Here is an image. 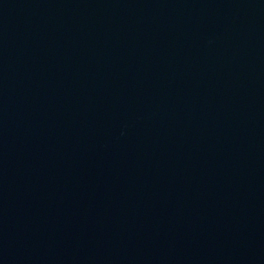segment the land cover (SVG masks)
Instances as JSON below:
<instances>
[{
  "label": "water",
  "instance_id": "1",
  "mask_svg": "<svg viewBox=\"0 0 264 264\" xmlns=\"http://www.w3.org/2000/svg\"><path fill=\"white\" fill-rule=\"evenodd\" d=\"M0 264H264V0H0Z\"/></svg>",
  "mask_w": 264,
  "mask_h": 264
}]
</instances>
